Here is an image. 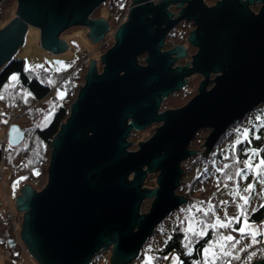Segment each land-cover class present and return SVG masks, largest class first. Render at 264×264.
Returning a JSON list of instances; mask_svg holds the SVG:
<instances>
[{"label": "water", "instance_id": "obj_1", "mask_svg": "<svg viewBox=\"0 0 264 264\" xmlns=\"http://www.w3.org/2000/svg\"><path fill=\"white\" fill-rule=\"evenodd\" d=\"M4 0H0V4ZM14 17L0 28V68L12 59L28 26L39 29L40 45L52 55L69 49L60 38L80 25L100 42L110 30L102 17L89 16L106 0H16ZM252 3L260 4L257 13ZM179 8L177 15L168 6ZM195 29L188 43L196 52L188 63L183 46L162 51L167 33L181 21ZM114 43L91 60L69 114L50 142L45 186L24 184L15 198L22 215L19 239L38 264H91L109 250L110 264H129L158 224L187 203L176 194L180 163L196 154L188 148L201 128H209L202 156L226 129L264 103V0H131ZM145 55V64L138 58ZM194 74L202 78L184 105L161 111V102ZM211 75H214L211 79ZM210 85V87H208ZM160 123L129 151L131 132ZM24 137L11 124L10 146ZM157 172L153 189L142 187ZM149 210L140 213L144 199ZM16 242H7L9 247ZM251 264H264V257Z\"/></svg>", "mask_w": 264, "mask_h": 264}, {"label": "rangeland", "instance_id": "obj_2", "mask_svg": "<svg viewBox=\"0 0 264 264\" xmlns=\"http://www.w3.org/2000/svg\"><path fill=\"white\" fill-rule=\"evenodd\" d=\"M117 1V0H114ZM109 0H106L100 4L90 15V19H97L102 17V19H108V12L110 8L108 7ZM213 0H206L205 3L210 4ZM131 4V3H130ZM259 4H255L253 7L254 10L259 8ZM17 9L16 0H4L0 4V28L5 24L2 23V20L7 17H11L15 14ZM128 11V10H127ZM115 12H113L114 14ZM127 13V12H126ZM111 13V17L113 16ZM116 14V13H115ZM122 16V21L124 17ZM14 17V16H13ZM12 17V18H13ZM4 18V19H2ZM7 21V20H6ZM10 21V20H9ZM6 22V23H9ZM110 27V26H109ZM117 28V27H116ZM115 28V29H116ZM114 29V30H115ZM88 30L85 26L75 25L71 26L60 34V38L68 44L69 49H66L63 53L52 55L46 51L40 45L39 29L36 27L28 26L22 36V43L17 48L16 52L13 54L15 59H20L24 61V65L27 70H30L36 76L42 77V72L44 70L47 73L44 74L46 82L51 87L50 94L39 101L33 99L32 95L26 89H20L24 98V103L26 106H33L36 109V116L34 113L31 119L28 118H17L16 116L7 120V128L5 131H0L1 141H3L4 134H7L8 127L11 124H17L22 130L27 129L31 126L38 125L44 127L51 120L54 112L60 104L61 99L65 94V89L62 84L65 79L73 72L76 74H84L87 71L88 64L91 60H95L97 65V72H100L102 69V64L100 63L101 48L100 45H107L105 49L111 47L114 43L113 33L114 31L109 30L105 33L103 39L100 42L92 41L89 36H87ZM167 47H164L166 49ZM105 50V51H106ZM194 47H190L191 53L195 52ZM103 51V53L105 52ZM165 51V50H163ZM139 58L140 64H145L144 58L145 55H141ZM140 60V59H138ZM185 59H180L176 62L177 65L183 64ZM64 65H62V64ZM83 63H87L86 67L83 68ZM214 76V75H211ZM14 78V79H13ZM17 74H12L9 77V80L5 87H15L17 83ZM201 76L194 74L190 76L189 81L185 87L169 94V96L161 102L160 111L170 110L184 105L188 102L195 94H197L198 83L200 82ZM212 79V78H211ZM210 87V85L208 86ZM78 91V90H77ZM60 94V95H58ZM62 97V98H61ZM264 114V103L259 104L253 110L246 114V118L242 124L236 123L228 130L227 135L224 137V140L221 144L222 156L223 159L227 158L228 152L231 147L236 145L239 141L245 140L250 134H254L259 127V124L252 123L254 119H258L260 115ZM5 125V126H6ZM160 123H154L139 132H131L129 135L128 141L132 144L129 147V151L136 150L138 148V142L145 141L155 132V128L159 127ZM227 130V129H226ZM209 128H201L197 131V135L191 139L190 144L188 145L189 149L196 150V154L199 152L204 153L205 147L202 145L205 137L209 134ZM247 133L245 136L244 133ZM216 144V143H215ZM12 146H8V149H11ZM216 153V148H213L208 152L205 158L212 160V155ZM195 154V155H196ZM195 155L186 158L180 163V167L183 170V173L180 177V182L189 183L194 177H199L201 173L206 168L205 163H200L195 161ZM211 155V156H210ZM210 161V160H209ZM261 159L258 158L256 153L253 150H249L245 158L242 160L243 172L240 175L241 184L236 186L235 195L230 188L224 187L220 189L216 195L215 199L218 204L215 207H212L210 204L205 205H193L187 206V204L181 205L175 211L166 216L155 228L154 233L150 236L149 239L144 243V245L139 250V255L130 261L129 264H145L146 261L150 260V264H179L180 255L177 251L173 250L166 254L167 259H163L159 262L158 255L152 250L161 248L169 234L176 224L184 222L186 227V232L190 235H200L203 236L207 228L220 229V234L217 239L212 241L205 250L204 257L208 264H214L217 259H221L223 253L220 248V244L224 245V250L229 252L232 256H237L243 249L250 248L253 245H256L263 238H257V235H264V220L260 223L262 226L258 225L257 227L253 222L248 221L246 218L249 213L255 211L257 208L264 204V164H261ZM19 162V160L17 161ZM211 162V161H210ZM214 162V160H213ZM212 162V163H213ZM246 162L249 166H246ZM224 164H221L220 167L214 168L212 172L204 179L199 180L196 183V188H203L206 190V196L211 197V187L216 184V179L220 172L222 171ZM142 187L147 189H153L156 186V176L157 172L150 173ZM10 177V168L7 166L0 169V219H13L16 217V208H15V198L20 193V189L24 186L23 178L14 179L12 182L9 181ZM251 185L249 191H245L248 186ZM178 189V188H177ZM176 189V194L183 195V191L179 192ZM241 197L247 198V203L244 202ZM152 199H144L140 205V213H145L149 210ZM211 209L213 215V220L211 222L206 221L201 217L203 213ZM241 218L242 224L241 228L248 233L240 241L234 243L230 246V241H226L224 238L231 236L230 231L228 230V225H230L232 219L239 220ZM19 223V224H18ZM17 225L14 223L12 226L15 231V238L19 241V250L21 251V258L19 260L10 257V248L3 244L6 238H12L9 236L10 231L7 227L0 226V264H38L26 251L23 243L19 239V231L22 223V216ZM220 224H225L227 226L220 227ZM8 226V223H6ZM191 228V230H189ZM253 233L255 234L253 236ZM232 237V236H231ZM8 249V250H7ZM16 253V252H15ZM229 255V256H230ZM110 252L106 251L96 257L95 264H110L109 261Z\"/></svg>", "mask_w": 264, "mask_h": 264}, {"label": "trees", "instance_id": "obj_3", "mask_svg": "<svg viewBox=\"0 0 264 264\" xmlns=\"http://www.w3.org/2000/svg\"><path fill=\"white\" fill-rule=\"evenodd\" d=\"M130 3L131 0H109L108 7L110 8V11L108 12V19L105 18V20L108 22L110 30L114 31V29L121 23L122 16L126 14L130 7ZM113 12L116 14H113ZM111 13L113 14L112 17ZM13 16L14 14L6 19L2 18L4 19L2 20V23L6 24V22L11 20ZM187 34L188 30L183 33V36L186 37ZM176 43H182V40L172 39L171 41H167L166 46L170 47ZM100 46L101 48L99 49L101 50V53H103V51L106 50L105 48L107 45L103 44V46ZM138 59L141 61L143 58ZM82 65L83 68H85L87 63H83L80 66ZM24 67L23 60L12 58L0 68V97H2L0 98V131H4L3 127L6 125L7 120L15 116L17 118L26 117L31 119L36 112V109H34L33 106L28 107L24 103L23 95L19 91L21 88L26 89L36 101L42 100L50 94L51 87L46 82L45 77H43L47 71L40 70L42 72V77H38L35 73L33 74L30 70H27ZM12 74L18 75L16 86L13 88L5 87ZM84 76V74H76L73 72L62 84H60L65 89V94L47 125L44 127L35 125V127L31 126L27 129H23L24 137L21 142L12 146L11 149L8 150L9 143L6 141L7 143L4 145L1 141L2 137L0 136V169L4 166L10 168V182L17 178H23L24 183L30 185L37 192L45 186L48 175V160H50V142L57 134L60 124H62L68 116L69 106L75 99L77 90L83 84ZM38 115L39 114H36V116ZM245 118L246 115L240 120L233 122L218 139L214 145L216 153L212 155V160L203 157L202 152L195 155V161L205 163L206 168L199 177H194L189 183L180 182L177 191L181 192L184 190L183 196L187 199V206L210 204L212 207H215L218 204L215 195L220 189L227 187L234 192L236 186L241 184L240 175L243 172L242 160L245 158V155L249 150H253L258 158L264 161V114L260 115L258 119L252 121V123L259 124L256 132L250 134L245 140L243 139L231 147L227 158L223 159L221 144L224 137L233 125L236 123L242 124ZM197 134L198 133H196V135ZM18 160L19 162H17ZM221 164H224V167L216 179V184L211 187V197L208 198L206 196V190L203 188L197 189L196 183L208 176L214 168L220 167ZM237 172H239L240 175H237ZM236 194L237 193H235V195ZM201 215V217L208 222H211L215 216L212 214L211 209H209L207 213ZM21 216L22 215L17 212L16 217L12 220L0 219V226H4L5 224L4 227H7L10 231L9 236L12 238L8 239L15 241V231L12 224L15 223L17 225ZM246 219L253 222L256 227L258 225L261 227L262 225L260 223L264 220V204L255 211L249 213ZM6 223H8V226ZM240 224H242L241 218L237 221L232 219L230 225H228V230L233 238L230 241V246L248 235L245 231L243 233L239 231V229H241ZM220 232V229L207 228L203 236L189 235L186 232L185 223L181 222L176 224V226L174 225L164 245L159 249L152 250V252L158 255L159 262L165 258L166 254L175 250L180 255L179 264H208L204 257V250L212 241L217 239ZM261 236L263 239L259 241L258 244L243 249L237 256L225 255L221 259H217L214 264H251L253 260L263 258L264 235L260 234L255 237L260 238ZM3 244L5 243L3 242ZM8 248L11 250L10 257L17 260L22 257L21 251L18 249L19 244L15 247ZM236 257H239V259ZM96 259L97 258H93L91 264H95Z\"/></svg>", "mask_w": 264, "mask_h": 264}, {"label": "flooded vegetation", "instance_id": "obj_4", "mask_svg": "<svg viewBox=\"0 0 264 264\" xmlns=\"http://www.w3.org/2000/svg\"><path fill=\"white\" fill-rule=\"evenodd\" d=\"M158 1H160V0H154V2H158ZM205 1L206 0H204V3H205ZM217 0H213V2L212 3H210V4H207L208 6H211V5H213L215 2H216ZM206 4V3H205ZM255 4L256 3H252L251 5H250V10H252L254 13H257V11H258V9L259 8H257V9H255L254 10V6H255ZM206 5V6H207ZM260 5V4H259ZM258 5V6H259ZM168 10H169V12L170 13H172V14H174V17L177 15V13H178V11H179V8H176V6L175 5H170V6H168ZM195 29V27H194V25H193V23L192 22H189V21H181V22H179L172 30H170L168 33H167V35H166V39H165V42H164V46L162 47V51L163 50H166V49H169V48H172V47H174V46H183L184 48H185V53H186V56L184 57V58H181V59H185L184 61V63L183 64H180V65H177V66H183V65H185L186 63H188L189 61H190V59L192 58V56L194 55V53L196 52V50H195V52L194 53H191V52H189L190 51V47H192L189 43H188V35H189V33L192 31V30H194ZM188 30V34H187V36L186 37H184L183 36V33L185 32V31H187ZM172 39H181L182 40V43H176V44H174V45H172V46H170V47H167L166 46V43H167V41H171ZM164 47H167L166 49H164ZM196 49V48H195ZM190 78V77H189ZM189 78H188V81H189ZM202 78V77H201ZM210 78H213V76H211ZM186 84H187V82H186ZM186 84H185V86H186ZM199 84V83H198ZM184 86V87H185ZM21 87V86H20ZM22 87H24V86H22ZM6 128H7V125L6 126H4L3 127V130L5 131L6 130ZM4 136H5V134H4ZM4 136H3V138H4ZM149 175V174H148ZM146 176V178L148 177H150V176ZM146 178H145V180H146ZM145 180H144V182H145ZM143 182V183H144ZM144 185V184H143ZM149 239V238H148ZM11 239H8V238H6L5 240H4V243L5 244H7V242L8 241H10ZM15 244L13 245V246H11V247H15L16 245H18L19 244V241L18 240H16L15 239ZM7 247H9L8 245H7ZM107 251H109V250H107ZM106 252V251H105ZM96 258V257H95Z\"/></svg>", "mask_w": 264, "mask_h": 264}, {"label": "snow or ice", "instance_id": "obj_5", "mask_svg": "<svg viewBox=\"0 0 264 264\" xmlns=\"http://www.w3.org/2000/svg\"><path fill=\"white\" fill-rule=\"evenodd\" d=\"M13 79H14V78H13ZM58 95H60V94H58ZM0 98H2V97H0ZM61 98H62V97H61ZM244 135L246 136L247 133L245 132ZM261 164H264V161H261ZM246 166H249V167H250V165H248L247 162H246ZM236 174H237V175H240L239 172H237ZM250 189H251V185H249L248 188L245 189V191L247 192V191H249ZM241 199H243L244 202L247 203V198H246V197H241ZM219 226H220V227H225V226H227V225H225V224H220ZM189 230H191V228H190ZM239 231L243 233L245 230H244L243 228H241V229H239ZM254 235H255V234L253 233V236H254ZM186 239H187V237H186ZM224 239H225L226 241H231L233 238H232L231 236H228V237H225ZM233 247H234V245H233ZM220 248H221V251H222L223 255H230V253H228L227 251L224 250V245H223V244H220ZM205 251L208 252L209 250L206 249ZM236 258L239 259V257H236ZM165 259H167V257H165ZM145 264H150V260H149V261H146Z\"/></svg>", "mask_w": 264, "mask_h": 264}, {"label": "built area", "instance_id": "obj_6", "mask_svg": "<svg viewBox=\"0 0 264 264\" xmlns=\"http://www.w3.org/2000/svg\"><path fill=\"white\" fill-rule=\"evenodd\" d=\"M6 141H7V134H5L2 143L5 145L7 143Z\"/></svg>", "mask_w": 264, "mask_h": 264}, {"label": "bare ground", "instance_id": "obj_7", "mask_svg": "<svg viewBox=\"0 0 264 264\" xmlns=\"http://www.w3.org/2000/svg\"><path fill=\"white\" fill-rule=\"evenodd\" d=\"M91 15V14H90ZM89 18H90V16H89ZM181 59V58H180ZM177 62H178V60H177Z\"/></svg>", "mask_w": 264, "mask_h": 264}, {"label": "crops", "instance_id": "obj_8", "mask_svg": "<svg viewBox=\"0 0 264 264\" xmlns=\"http://www.w3.org/2000/svg\"><path fill=\"white\" fill-rule=\"evenodd\" d=\"M62 64V63H61ZM62 65H64V64H62Z\"/></svg>", "mask_w": 264, "mask_h": 264}]
</instances>
